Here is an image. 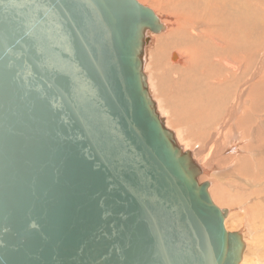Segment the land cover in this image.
I'll list each match as a JSON object with an SVG mask.
<instances>
[{
	"label": "water",
	"instance_id": "obj_1",
	"mask_svg": "<svg viewBox=\"0 0 264 264\" xmlns=\"http://www.w3.org/2000/svg\"><path fill=\"white\" fill-rule=\"evenodd\" d=\"M138 0H0V264H241L152 99Z\"/></svg>",
	"mask_w": 264,
	"mask_h": 264
},
{
	"label": "rangeland",
	"instance_id": "obj_2",
	"mask_svg": "<svg viewBox=\"0 0 264 264\" xmlns=\"http://www.w3.org/2000/svg\"><path fill=\"white\" fill-rule=\"evenodd\" d=\"M138 1L142 5L152 9L161 20L163 19L162 16L159 14V11L157 9H154L153 6L151 7V5L148 2H145L143 0H138ZM259 5H260V10H258L257 12L256 19L250 20L249 16L246 15L242 23L240 24V26L244 25V30H246L248 36L246 38V43L240 42L242 49V56H243L242 58H244L243 62L244 64L246 63L248 64V65L246 64V66L248 67L245 68L246 69L245 77H243L241 81L232 84L229 95H226L227 97L218 96L217 94L215 95L217 99L208 97L210 100H207L205 99L206 96H204L206 102L205 107L201 108L198 106H193L196 104V102L193 100L195 98H189L190 100H187L188 102L187 107L181 106L182 104L178 105L179 100H176L178 102V104L176 102V105H177V109H179L177 111L179 114H181L182 112L183 115L185 112L182 110H184L185 108L186 112L190 114L189 115L191 117L190 119L198 121L190 124L186 123L187 121L184 123V124H188L191 127L187 126L188 128L186 127L182 128V126L170 124L169 116H167L164 113V111L162 110V106L160 104V99L163 100V103L164 100H168V99L170 103L171 101L172 102L174 101L175 97L173 98L172 96H170V94H168L169 89L172 88L173 85L172 84L173 81L171 80L172 78L170 79V77H172L173 74L169 73L168 76L167 73L169 72L170 68L174 69L175 68L174 66L179 65L181 62V60H172V54L178 53L177 51L174 50H170L169 53L166 51L163 54H159V56L161 55L158 59L159 62L155 59V56L150 57L149 49L153 45H155V39L157 37L164 35L167 32V30L169 29L167 23L165 24L163 22V24L167 26V30L165 32L153 37L151 36L150 43L148 44L149 47L146 49V54H144V60H145L144 72L148 77L150 93L156 103L157 110L161 118H163L165 122L166 127H169V129H171L172 132L173 131L176 132L174 134L176 136V140L179 146H181L184 150L190 151L191 154L193 155V158H195L194 160L198 164L205 163L204 160L202 159L205 155L211 156L212 152L213 153H215V151L218 152V153L216 152L217 154L215 153L217 156L215 155L211 159L212 169L210 168L209 169L210 171H207V174H202L199 179H202L201 183L205 181L211 184L210 186L211 190H209V192L214 203L217 205L219 204L218 207H220L221 209H227L230 211L228 220H226V224H225L226 229L228 231H233V232L240 231L243 234L244 236L243 238L245 239L244 241L246 242L245 243L246 250L244 257L245 259L250 252V256H249L250 262L248 264H264V203H263L264 202L263 201L264 200V137L261 139L260 142L258 141V143L261 145L260 147V145L253 138L251 139L250 136L248 137L245 136L243 132V127L245 125L238 124L237 122L236 124L233 123V125L234 124L235 125L232 127V129H225V125H226L225 122L227 116V111L225 110L227 108H230L232 105H234L236 101V97L240 95L241 98L240 102L243 105L239 106L240 108H238V115L243 117L242 115L243 107H245V104L247 107L249 103V99H246V97L251 91L250 87L253 86L251 93H258L256 98L254 99L255 101L254 112L257 113L259 110H263L258 114L260 115L264 114V0H259ZM165 10L166 12L168 10L170 11V12L168 11L169 13L167 12L168 17L169 15L170 16L176 15L179 12L178 9L175 8L173 4L169 6V9L166 8ZM244 85L248 86V88L246 87L244 88L246 91L243 92L242 94L238 92L237 96L234 99L237 90H240ZM173 93L174 90L172 91V95ZM218 98L221 99L222 101L225 100V102L222 103L219 102ZM195 100L199 102L200 98ZM215 100L219 102V106H220L217 110H215V108H213L211 105H209V103H207V101H210V103H212ZM233 100L235 101L233 102ZM254 115L251 121L248 118L247 120L248 123H251L252 121L255 122L256 118ZM171 117L173 119L174 116L171 115ZM262 117L264 118V116ZM179 124L183 125L181 123ZM259 125L260 127L263 128V132H264V124L259 121ZM201 140L203 141V143ZM236 145H239L238 149H240V151L243 150V147L247 148L245 154L249 155V157H251V154L247 152H251L252 149L256 150V147H259L260 149L259 151L262 152V153L260 152V155L261 154L262 155L261 157H259L261 159V163L260 161H258L255 162L254 165L253 161H251L252 165L249 163L251 165L250 166L248 164L250 166L249 168L247 164L246 167L244 164H240L239 166L238 158L235 157L234 153L231 151V148H233ZM251 146H253L252 149ZM240 156L241 155H239L238 157ZM216 185L218 186V188ZM261 189L263 192L261 191ZM259 191L261 193H259ZM257 199H260L262 202L259 201L258 203ZM225 204L227 205L225 206ZM249 208L251 209V211L249 210ZM233 210L234 212L232 213ZM230 213H232L231 217H230ZM234 214H239L241 215V217H243V219L246 222L248 221L249 227L251 228V232L249 234L246 235L244 232V227H242L241 225L238 227V223L234 219L232 220L233 223L231 222L230 219L233 218ZM235 224L237 227H235ZM245 236H247V238ZM244 258L242 261L245 262Z\"/></svg>",
	"mask_w": 264,
	"mask_h": 264
},
{
	"label": "bare ground",
	"instance_id": "obj_3",
	"mask_svg": "<svg viewBox=\"0 0 264 264\" xmlns=\"http://www.w3.org/2000/svg\"><path fill=\"white\" fill-rule=\"evenodd\" d=\"M143 1L148 2L151 5V7L153 6L154 9H157L159 11V14L163 18L161 20L157 16L159 18L160 24L164 26V30L158 34H162L167 30V26L165 25L166 23L169 27V29L164 35H161L155 39V45H153L149 49L150 57L155 56V59L159 62L158 59L161 56V55L159 56V54H163L166 51L169 53L170 50H174L177 51L178 53L172 54V60H181L179 65L174 66L175 67L174 69L171 68L170 70L168 69L169 72L167 73V75L169 76V73L173 74L172 77H170V79L172 78L171 80L173 81L172 82L173 85L172 88L169 89L168 94H170V96H172L173 98L175 97V99L173 102L171 101V103L169 102V99L164 100V103L163 100L160 99L162 110L167 116H169L170 124L179 125L182 126V128L191 127L188 124L198 121L190 119L191 118L189 116L190 114L186 112L185 108L184 110H182L185 113L183 115L182 112L181 114H179L177 112L179 109H177L176 100H179V104L177 102L178 105L182 104L181 106L187 107L188 106L187 100H190L189 98H195V99L200 98L199 102L193 99L196 102V104L193 106H198L202 108L205 107L206 105L205 99L210 100L208 97L217 99L215 97V95L217 94L218 96L229 95L232 84L241 81V79L245 77V73H246L245 68L248 66H246L247 63L244 64L243 62L244 58H242L243 56H242V49L240 42L246 43V38L248 36L246 30H244V25L240 26V24L242 23L246 15L249 16L250 20L256 19L257 12L258 10H260L259 0H143ZM172 4L175 6V8L178 9L179 12L176 15H171V16L169 15L168 17L167 12L169 10L166 12L165 9L166 8L169 9V6ZM163 22L165 24H163ZM158 34H153V33L150 34V32L148 31L146 33V36L153 37ZM148 47L149 45L145 47V54H146V49ZM245 85L242 86L240 90H237L234 99L237 96L238 92L242 94L243 92L246 91L244 88L245 87L248 88V86ZM252 89L253 86L250 87L251 91L246 97V99H249V103L247 107L246 104L245 107H243V112H242L243 117L238 115V108H240L239 106L243 105L240 102L241 100L240 95L236 97V101L233 100V102L235 101V104L225 110L227 111L225 129H232V127L238 122V124L245 125L243 127V132L245 136L247 137L250 136L251 139L253 138L258 143V141L260 142L261 139L264 137L263 128L260 127L259 125V121L264 124V118L262 117L264 116V114L263 115L258 114L263 110H259L257 113L254 112V108H255L254 99L256 98L258 93H251ZM173 90L174 93L172 95ZM204 96H206L205 99ZM218 100L221 103L225 102V100L222 101L219 98ZM219 102H217L216 100L213 101L212 103H210V101H207V103H209V105L215 108V110H217L220 107ZM171 115L174 116L173 117L174 120L172 119ZM253 115L256 118L255 122L252 121L251 123H248L247 121L248 118L251 121ZM170 119L172 120V122ZM185 122L188 124H184ZM179 123L183 125H180ZM233 123L235 124L233 125ZM173 133L176 132L173 131ZM238 146L239 145H236L233 148H231V151L234 153V156L238 158L239 166L240 164H244L246 167V164L248 165L249 163L252 165L251 161H253L254 165L255 162L258 161H260L261 163V159L259 157H261L262 154L260 155L261 151H259L260 150L259 147H256L255 150L252 149L253 146H251L252 151L247 152L251 154V157H249V155L245 154L247 148H244L242 146L243 150L240 151V149H238ZM216 152L217 151H215V153ZM212 153L211 156L205 155L202 158L205 163L200 164L202 166L203 171L206 174L207 171H210L209 170L210 168L212 169L211 159L218 152L216 154L215 153L212 154ZM239 155L241 156L238 157ZM249 165L248 168L251 166ZM201 180L202 179H199L200 183L202 182ZM259 193L261 192L259 191ZM257 201L259 203V201L261 200L257 199ZM226 205L227 204H225V206ZM249 210L251 211L250 208ZM233 212L234 210L232 211V213ZM232 213H230V217ZM228 216L229 213L225 218V224H226V220H228ZM233 219L238 223V227L240 225L244 227V232L246 235L251 232V228L249 227L248 221L246 222L243 219V217H241V215L234 214L233 218L230 219L232 223H233L232 221ZM236 224L235 227H237ZM229 232H233V231H229ZM236 232H239L241 236L244 237L240 231H236ZM245 237L247 238V236ZM244 240L245 239L243 238V241ZM244 243L246 242L244 241ZM245 250H246V244H245ZM245 250H244L243 258L245 257ZM249 256H250V252L248 256H246V259L244 258L245 262L242 261L244 263L241 262V264H248L250 262Z\"/></svg>",
	"mask_w": 264,
	"mask_h": 264
}]
</instances>
